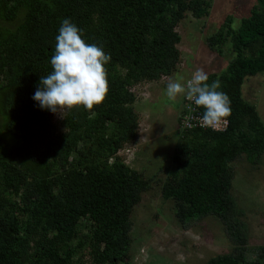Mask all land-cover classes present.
<instances>
[{"label":"trees","instance_id":"16d2710c","mask_svg":"<svg viewBox=\"0 0 264 264\" xmlns=\"http://www.w3.org/2000/svg\"><path fill=\"white\" fill-rule=\"evenodd\" d=\"M206 4L0 0V264H72V256L84 244L70 243L77 232L75 219L87 214L92 264L122 259L131 209L149 187V181L118 155L138 127L131 87L175 70L179 35L174 26L185 10L200 17ZM64 18L111 59L105 65L109 84L105 100L90 111L83 107L66 111L60 121L64 129L57 131L47 116L49 110L41 109L32 97L40 78L52 71L55 37ZM229 22L221 24L213 41L220 53L229 38L234 56L221 73H208L207 81L219 80V90L231 100L227 127L179 131L171 156L177 167L175 184H163L161 193L176 202L179 218L211 214L222 223L233 247L204 264H264V247L255 251L256 260L245 256L247 230L230 194L228 168L242 153L256 164L264 152L263 122L240 90L246 76L264 70V0H256L236 28ZM7 138L18 140L11 151L2 144ZM85 138L91 145L79 151L69 172L52 173L53 166ZM26 173L33 176L30 183H25Z\"/></svg>","mask_w":264,"mask_h":264},{"label":"rangeland","instance_id":"374dc122","mask_svg":"<svg viewBox=\"0 0 264 264\" xmlns=\"http://www.w3.org/2000/svg\"><path fill=\"white\" fill-rule=\"evenodd\" d=\"M204 1L207 3L204 14L195 17L185 10L174 26L179 35L175 44L179 57L175 70L157 80H140L131 87L138 127L134 139L123 144L118 155L149 181V187L141 192L131 209L130 228L122 247L124 256L110 264H204L211 257L229 253L233 247L222 223L214 215L179 218L176 202L161 193L163 184H175L177 167L171 156L178 143L183 96L170 100L164 94L168 79L182 77L181 82L185 83L197 69L207 74L224 71L234 56L230 40L224 41L219 53L213 38L226 19L236 28L240 19L248 16L256 5V0ZM240 90L243 99L255 107L264 125V70L246 76ZM47 116L57 131L64 129L61 116L51 111ZM3 142L9 151L18 144L17 139L7 138ZM91 142L90 138L78 142L67 159L53 166L52 173H68L79 151H85ZM15 160H11V166ZM228 168L232 173L230 194L235 199L238 218L247 230L245 256L256 260L255 251L264 247V152L256 164L248 162L242 153L228 163ZM32 178V174L26 173L25 183H30ZM75 224L77 232L70 243L74 245L84 240V244L72 256V264H92L86 236L90 230L89 214L77 217Z\"/></svg>","mask_w":264,"mask_h":264},{"label":"clouds","instance_id":"9594fccd","mask_svg":"<svg viewBox=\"0 0 264 264\" xmlns=\"http://www.w3.org/2000/svg\"><path fill=\"white\" fill-rule=\"evenodd\" d=\"M56 44L50 64L52 71L40 78L32 99L41 109L64 117L66 111L83 107L92 110L101 104L109 91L107 69L110 55L102 47L87 43L82 30L70 19L64 18L55 37ZM169 78L165 95L170 100L186 96L187 100L204 109L201 126L220 129L226 126L231 115V100L219 90V80L208 84V74L203 69L192 73L186 83Z\"/></svg>","mask_w":264,"mask_h":264},{"label":"built area","instance_id":"2783aa9c","mask_svg":"<svg viewBox=\"0 0 264 264\" xmlns=\"http://www.w3.org/2000/svg\"><path fill=\"white\" fill-rule=\"evenodd\" d=\"M202 115L203 113L199 110L198 106H196L193 102L187 100L186 96H182L180 115L178 120V128L180 131L191 130L195 128L211 131H223L226 129L227 124L226 126L222 125L218 130L201 126Z\"/></svg>","mask_w":264,"mask_h":264}]
</instances>
